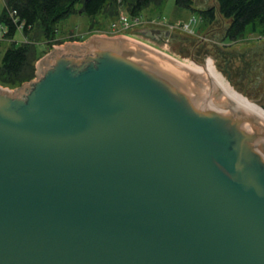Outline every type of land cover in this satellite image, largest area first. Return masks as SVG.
Instances as JSON below:
<instances>
[{
	"label": "water",
	"instance_id": "obj_1",
	"mask_svg": "<svg viewBox=\"0 0 264 264\" xmlns=\"http://www.w3.org/2000/svg\"><path fill=\"white\" fill-rule=\"evenodd\" d=\"M40 63L0 84V264H264V117L121 35Z\"/></svg>",
	"mask_w": 264,
	"mask_h": 264
},
{
	"label": "trees",
	"instance_id": "obj_2",
	"mask_svg": "<svg viewBox=\"0 0 264 264\" xmlns=\"http://www.w3.org/2000/svg\"><path fill=\"white\" fill-rule=\"evenodd\" d=\"M162 0H121L133 15L140 14L151 3ZM0 15V38L10 40L11 45L0 49V84L14 87L31 80L36 75V61L47 51L40 53L35 39H45L51 45L58 35L59 23L74 13L94 18L111 4L109 13L117 14L119 0H4ZM181 7L198 11L203 21L213 22L220 14L228 20L229 33L233 38L243 35L251 27L264 35V0H217V5L196 8L194 0H176ZM80 8H77V6ZM26 41L16 43L18 31Z\"/></svg>",
	"mask_w": 264,
	"mask_h": 264
},
{
	"label": "rangeland",
	"instance_id": "obj_3",
	"mask_svg": "<svg viewBox=\"0 0 264 264\" xmlns=\"http://www.w3.org/2000/svg\"><path fill=\"white\" fill-rule=\"evenodd\" d=\"M119 2L120 4L117 6L118 13L114 15L109 13V11L112 9L110 4L106 7L104 12L99 13L94 18L78 12L61 20L59 23V32L57 37L53 41L54 43L52 44V47L70 43H83L92 35H121L134 39L136 41H140L141 43L146 44L147 46L154 48L157 51H161L167 57L169 56L181 62L187 61L189 63V61H191L198 64L199 66L204 67V65L208 66V62L212 58H210V54H206L205 59H203L205 63H203L190 57V51L193 44L197 39H200L202 37L203 32H205V30L211 25H213L214 27H223L224 25L228 24V20L223 18L220 14L217 15L214 22L206 23L205 21H203L198 11H195L192 8L188 7H181L177 5L176 0H162L160 3L153 2L149 6H147L140 14L137 15L131 14L127 7L124 4H121V0H119ZM194 2V6L196 8H204L217 5V0H194ZM4 7V0H0V15ZM77 8H80V6L78 5ZM122 15L127 17V24H121L123 19V17H121ZM193 18H195L196 20L192 21ZM189 22H191V27L190 29H186L184 27V24ZM150 28H162L170 30V32L175 35V38H172V36L170 37L168 35H162L159 37L157 36L156 38L154 35L145 32ZM4 29L5 28L1 27L0 38H3L2 34ZM254 32L255 30L249 27L246 30V35L252 34ZM210 37L211 36H207V38ZM26 39V36L20 30L17 32L14 41H16V43H20L21 41H26ZM35 41L41 51L40 53H43L47 50L36 61L37 73L38 68L40 69L43 66V63H40V59L46 53H48L52 49V47L45 39H35ZM9 45H11L10 40L2 41L0 49L1 47L5 48ZM183 50L187 51L188 54L185 55ZM216 69L221 73V68L216 67ZM18 86L8 87L15 88ZM236 91L239 92L238 90Z\"/></svg>",
	"mask_w": 264,
	"mask_h": 264
},
{
	"label": "flooded vegetation",
	"instance_id": "obj_4",
	"mask_svg": "<svg viewBox=\"0 0 264 264\" xmlns=\"http://www.w3.org/2000/svg\"><path fill=\"white\" fill-rule=\"evenodd\" d=\"M145 32L156 38L162 35L175 38L167 29L150 28ZM183 51L185 55L188 54ZM206 54H210L212 58L208 63L215 62L214 66L221 68V73L229 85L247 99L250 98L251 102L254 101L253 103L264 112V35L255 31L249 35L245 32L233 38L229 33V23L223 27L211 25L193 44L190 57L205 63L203 59Z\"/></svg>",
	"mask_w": 264,
	"mask_h": 264
},
{
	"label": "bare ground",
	"instance_id": "obj_5",
	"mask_svg": "<svg viewBox=\"0 0 264 264\" xmlns=\"http://www.w3.org/2000/svg\"><path fill=\"white\" fill-rule=\"evenodd\" d=\"M177 61L180 63V65L183 67V69L187 73L193 72V73L199 75V77H201V78L202 77L203 78L207 77V78H205V81H203V84L206 87L209 88V86H210L211 89H213V87H215V85L217 84V86H219L220 89L222 90L223 96L224 97L227 96L228 98H230L231 100H233L234 105L237 108L247 109V110H250L252 112H255V113L259 114L260 116L264 117V112L261 109H259L256 104H254L253 102H251L249 99H247L246 97H244L240 93L236 92L229 85L228 81L216 69V67L214 66V64L212 62H210L207 67H205V66L202 67V66H199L198 64H196L194 62H191V61H189V63L187 61L186 62L185 61L184 62H181L179 60H177ZM204 73H205V75H204Z\"/></svg>",
	"mask_w": 264,
	"mask_h": 264
},
{
	"label": "built area",
	"instance_id": "obj_6",
	"mask_svg": "<svg viewBox=\"0 0 264 264\" xmlns=\"http://www.w3.org/2000/svg\"><path fill=\"white\" fill-rule=\"evenodd\" d=\"M121 17H123V19H122V23L121 24H127L128 22H127V17L126 16H124V15H122ZM196 19L195 18H193L192 19V21H195ZM184 27L186 28V29H190V27H191V22H189V23H185L184 24Z\"/></svg>",
	"mask_w": 264,
	"mask_h": 264
}]
</instances>
